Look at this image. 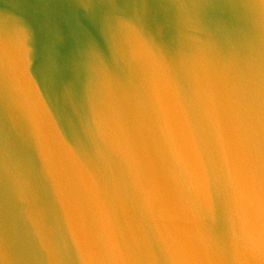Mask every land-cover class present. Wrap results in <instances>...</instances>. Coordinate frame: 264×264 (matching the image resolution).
Wrapping results in <instances>:
<instances>
[{"label":"water","instance_id":"water-1","mask_svg":"<svg viewBox=\"0 0 264 264\" xmlns=\"http://www.w3.org/2000/svg\"><path fill=\"white\" fill-rule=\"evenodd\" d=\"M0 264H264V0H0Z\"/></svg>","mask_w":264,"mask_h":264}]
</instances>
